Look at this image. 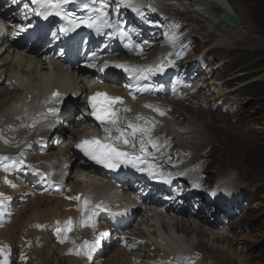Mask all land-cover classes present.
<instances>
[{
  "label": "rangeland",
  "instance_id": "374dc122",
  "mask_svg": "<svg viewBox=\"0 0 264 264\" xmlns=\"http://www.w3.org/2000/svg\"><path fill=\"white\" fill-rule=\"evenodd\" d=\"M229 1L234 8L242 34L228 42L218 40L219 33L223 31L221 26L209 27L207 32L212 34L210 37L205 36L206 30L202 33L193 31L194 21L191 13L187 14L189 4L185 8L186 14H180L186 20L184 28H179L177 20L172 22L164 18L153 21L150 16H141L140 19L133 16L131 20L134 23L146 22L143 25L144 30L153 27L152 35L156 47L164 43H175L176 48L185 55L194 54L197 57L202 52H208L210 62L205 66L204 73L214 78L210 97L214 96L216 101L206 107L184 106L186 112L181 118L195 116L203 119L201 124L209 122L202 134H195L188 144L198 155L209 157L211 162L207 172L210 181L234 173L235 183H241L239 186L250 191H244L242 194L245 196L237 197L236 223L231 232L224 233L222 237L227 242L220 246L225 249L228 245L233 246L234 254L238 252L244 264H264V0ZM157 2L163 5L161 1ZM137 31L143 34L140 30ZM185 43L187 44L183 46ZM246 63L250 64L249 67L243 68ZM229 89H233L230 94L217 96V92ZM220 98L223 100L220 101ZM210 122L217 126L211 127ZM187 126L188 124H185V127ZM203 133L211 138L213 144L201 149L197 145L202 142ZM4 152L6 149L0 147V153ZM225 153L236 156L237 161H242V165L235 164L230 159L223 161L220 156ZM10 158L16 160V157ZM235 165L242 168V175L233 168ZM251 171L259 178L257 184L252 185L248 181ZM235 237H242L243 241L238 242ZM198 241L200 237L196 243H199ZM116 248L118 246L114 245L105 251L104 259L109 251ZM227 253L230 255L228 251ZM56 257L57 255L52 253L47 264H67V261H62L61 258L56 262Z\"/></svg>",
  "mask_w": 264,
  "mask_h": 264
},
{
  "label": "bare ground",
  "instance_id": "6f19581e",
  "mask_svg": "<svg viewBox=\"0 0 264 264\" xmlns=\"http://www.w3.org/2000/svg\"><path fill=\"white\" fill-rule=\"evenodd\" d=\"M139 0H135L134 3H137ZM161 4H163L165 7H169L170 10H175L178 12V14H186L187 5H190V9H188V12L191 13V18L194 21L195 24V30L199 33H202L206 30L205 36L210 37L212 34H210V31L207 32L209 27H220L223 29L219 33V39L223 42H228L232 38L240 37L242 34V30L240 27L238 28H230L226 23L220 19L219 14L225 10L230 11L234 16V8L231 5L229 0H160ZM195 14H193V13ZM0 19H5L7 22H11L9 18L8 12L3 8L0 7ZM192 28V27H191ZM190 30V29H189ZM35 36H38L41 38V33H35ZM23 37L22 32L19 34L18 39L20 40ZM28 39L30 44H24L22 45V48H29V45H31V42L33 41L32 35H28ZM6 47V49H4ZM194 55V54H192ZM55 73L52 72L44 63L40 61V57L33 55L31 53H24L19 52L18 53V46L16 44V41L13 42H5L4 45L0 46V77L5 76L4 81H8L9 83L19 84L20 80L13 79L15 77V74H23L27 78V83H22V85L26 88H28V93H34L35 88H33L34 85L41 83L43 86L52 84V83H59L60 81H65L67 87H72L73 85L71 82H68L67 79L63 78V71L58 68V66H55ZM77 80H81L83 85H86V83L83 81V78H77ZM13 86V85H11ZM15 91H9L8 87H6L3 83H0V119L3 121L4 125L0 127L1 132L0 135H2L6 129H7V122L10 121L14 123V125L20 129V133L23 136V134H27L28 136L34 135L32 132H25L24 126L26 125L28 119L27 116H35L37 114L36 111H26L24 113L16 112L17 109L21 110L19 101H16L14 105H12V102L15 101V99L18 97V94L21 93V89L17 88L14 89ZM233 89H229L228 91H222L217 92V96H222L223 94H230V92ZM232 94V93H231ZM225 96V95H224ZM215 99L214 96H201L198 98L199 105H207L211 103V101ZM223 98H220V101H222ZM186 112V108L184 106L180 105L178 110L175 112V114L183 113L178 120L181 119V117H184V113ZM195 115V114H194ZM10 116V117H9ZM201 116V115H200ZM203 116V115H202ZM39 118L46 119L44 115H39ZM204 118V116H203ZM23 122V124H21ZM203 122V119H198L195 116L193 117H186L185 121L182 123L183 125L188 124L187 127H185L188 131L187 138L185 142H188L191 137H193L195 134H202V130H205L207 128V125L209 122H205L204 124H201ZM35 126L39 127L42 125V123L39 120L34 121ZM211 127L217 126V124H212L210 122ZM15 136V134L13 133ZM204 138L202 139V142L198 144V148H203L205 146H208L210 144H213V141H211V138L209 136H206L203 133ZM234 141V140H232ZM50 143L48 142V145ZM221 146H223L221 144ZM187 147H190L187 145ZM13 148V147H9ZM192 149V147H190ZM57 150V149H56ZM220 158H223V161L225 159H230L231 162H234L235 164L242 165V161H237L236 156H229L227 153L225 155H221ZM223 164V163H222ZM224 165V164H223ZM233 168L237 169L240 173V175L243 174V170L239 165H235ZM1 170V169H0ZM81 176V177H80ZM78 178H82V183H74L73 188L76 192L83 191L85 188L89 186H96L100 187L102 185L101 182H99V179L93 174L86 176V172L83 170L81 171V175ZM234 174L228 175V178L231 180ZM11 178V172L9 173V176L7 177V180ZM70 179L72 177L70 176ZM225 179V178H223ZM227 179V178H226ZM259 178L256 177L253 174V171L250 172L248 175V181L254 185L257 184ZM227 184L225 181V189L227 191H230L232 187L240 185L241 183H232ZM4 189L0 190H6L9 188L8 184L2 185ZM1 186V187H2ZM24 194L26 197H28L29 200L24 209L20 211V213L14 218V221L11 223V225L5 227L4 229L0 230V238H9L14 239L16 241L19 240L20 234L25 229L28 223H32L30 229L27 228V232L23 237L22 242L26 239V237H31L32 232L34 230L40 231V227H38L39 222H47L50 221L52 217H58L61 218L63 214H67L65 211H67L70 214H77L79 211L77 210L76 206H73L70 208V205H65V200L60 197L58 193L55 191L51 192V195L53 197H46V196H40L36 197V193L31 191L30 189L24 188ZM13 199V194H11L10 201ZM6 205H4V208ZM65 209V211H64ZM17 208L14 209L16 212ZM1 212V210H0ZM189 214V213H188ZM99 218L94 217V221L98 220ZM111 221V225L113 226L115 224V221H118L117 219H113L109 217ZM80 218L78 223L73 222L72 231L67 232L68 238L66 239V245L70 251L75 249V245L77 243V237L76 233L79 229H84L86 226H80ZM159 224H161L164 228V233L160 231ZM153 229L152 231L155 232H149L146 236V241L150 243L153 246H163L165 244H162L161 242H157L153 238H157L158 236L162 237V240L167 242V246L171 247L174 245V242H177L179 244H183L184 246L188 248H192L195 250H200L204 253L206 256V260L210 262L211 264H244L242 259L240 258L239 253L234 254V247L231 245H228V247H221V244H224L227 242V240H224L222 237L224 235V232H221L220 230H215L210 226V224H207L203 221L201 218H196L193 221L188 220L182 216H173V217H157L153 218ZM209 225V226H208ZM40 226V225H39ZM64 225H61L59 227H63ZM58 227V226H57ZM122 229L118 228L116 229V232H120ZM62 233V232H61ZM64 233V232H63ZM89 230L85 231V234L81 236V239L84 236L89 235ZM196 237L197 239H194ZM198 237H200L199 243H196L198 240ZM50 238L46 237L45 240L48 241ZM234 239H237L238 242L243 241L242 237L238 238L235 237ZM111 241L106 244V246L110 245ZM230 255H234L235 257L228 255L227 251ZM54 249L53 247H43L42 249L36 250L35 254L38 257V260L40 264H47L48 260L51 258L52 253ZM64 259V257H61ZM61 259L62 261H64ZM234 259H236L238 262H236ZM58 258L56 257V262ZM91 259L86 258L84 264H92L93 262L90 261ZM67 264H80L79 261L75 259H68L66 260ZM89 262V263H88ZM128 262V257L125 254H122L120 251H113L109 258L104 261L102 264H131ZM206 264V262H205Z\"/></svg>",
  "mask_w": 264,
  "mask_h": 264
},
{
  "label": "snow or ice",
  "instance_id": "6c2138e0",
  "mask_svg": "<svg viewBox=\"0 0 264 264\" xmlns=\"http://www.w3.org/2000/svg\"><path fill=\"white\" fill-rule=\"evenodd\" d=\"M72 2L73 0H32L33 4H38L46 10L43 13L45 17L48 15H56L61 16L62 19H66L68 21L69 27H62L60 29L62 32L71 31L76 27H80L81 25L90 29H94L97 32H101L105 28H112L114 26L115 22L110 20L109 13L107 11L108 0H101L100 6L98 8L92 9L91 15L84 17H77L75 13H68L65 10V6ZM122 2L127 3V5L129 7H133L134 10H138L134 0H118L117 7H119L120 3ZM84 7L87 9L88 5L85 4ZM25 18L27 17L25 16ZM3 34V27L0 26V35ZM123 34L127 35L126 33ZM95 58L96 53H93L92 59ZM108 66L109 62L104 61L103 67L100 70L102 71L103 68H107ZM89 67H95V65L89 64ZM115 67L122 68L125 72L131 75L133 72H162L165 66L160 64L153 69L152 67H129L125 64L116 63ZM52 95L54 97H59L58 92H54ZM89 103L93 109L92 115L95 116L98 121H100L101 126L104 127L105 132L108 133V135L103 138H85L81 140L80 143L76 145V147L80 148L90 159L96 161L98 164H103L105 167L117 168L120 164H132L134 167H139V163H145L147 164V167H140L139 170L148 171L149 174H153L154 166L151 163H148L146 160L147 156L152 155V153L149 151V146L155 150H159L160 147H163V145L157 143L158 138L154 139L151 135L155 126L154 122L149 123L146 118L138 115L136 119L138 121L144 120L143 124L132 123L129 121L124 126V128H121L118 123L120 117L117 115L119 111L118 105L123 104L121 97H112L107 93L96 92L93 96L89 97ZM49 111H56V109H49ZM125 111H131V109L125 108ZM160 114L163 115V112ZM109 126L115 127L118 135H111ZM127 129H131V131H128ZM137 136L139 137V153L121 150V148L118 146L117 142L135 148ZM5 143H7L6 140ZM165 143H167V141H165ZM9 160H11V163H7ZM23 163V160H20L17 163V161L13 158L0 156V169L4 170L5 172L19 167ZM6 182L11 183L10 181H7V179ZM5 199H7V197H4V194L0 193V207L3 206ZM70 199L79 200L80 197H70ZM98 210H100L99 204L92 205L91 200L84 198L82 206L80 207V226H94V217L97 215ZM104 210L107 211V209ZM72 226L73 221L71 218H69L63 227L58 226L56 228L58 237L61 232L65 233L64 238L61 239V243H63L64 240L68 238L66 234L67 232L72 231ZM38 227L42 226L38 225ZM101 235H106V233H101ZM98 244V238L93 241L85 240L83 245L77 249L76 254L80 255L83 253L84 255L88 256L89 259H91L92 253L95 251ZM4 254L5 250L0 248V255ZM0 264H8L7 259L0 262Z\"/></svg>",
  "mask_w": 264,
  "mask_h": 264
},
{
  "label": "water",
  "instance_id": "95a60500",
  "mask_svg": "<svg viewBox=\"0 0 264 264\" xmlns=\"http://www.w3.org/2000/svg\"><path fill=\"white\" fill-rule=\"evenodd\" d=\"M220 18L226 22L230 27L236 28L238 27V21L236 17L228 10L221 12Z\"/></svg>",
  "mask_w": 264,
  "mask_h": 264
},
{
  "label": "trees",
  "instance_id": "16d2710c",
  "mask_svg": "<svg viewBox=\"0 0 264 264\" xmlns=\"http://www.w3.org/2000/svg\"><path fill=\"white\" fill-rule=\"evenodd\" d=\"M248 55H252V54H247V56H248ZM245 59H247V58H245ZM249 65H250L249 63H246V64H243V66H242V67H243V68H248V67H249Z\"/></svg>",
  "mask_w": 264,
  "mask_h": 264
}]
</instances>
